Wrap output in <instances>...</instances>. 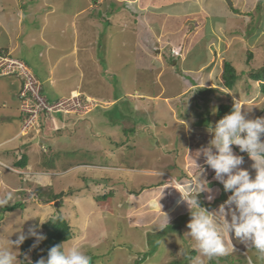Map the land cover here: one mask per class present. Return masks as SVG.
<instances>
[{
    "label": "rangeland",
    "instance_id": "rangeland-1",
    "mask_svg": "<svg viewBox=\"0 0 264 264\" xmlns=\"http://www.w3.org/2000/svg\"><path fill=\"white\" fill-rule=\"evenodd\" d=\"M59 1L62 7L63 0ZM20 2L21 0L18 2L13 0L12 5L16 6L18 3L22 7L31 3L26 1L28 4L25 5ZM36 2L37 0H34V3ZM185 3L189 6L194 2ZM238 3L242 12L232 17L234 23L231 21L232 18L230 20L227 15L220 13L218 18L213 17V21L231 24L237 28L238 34L231 33L233 36L230 34L223 44L221 43V49L224 45L233 49L230 56L234 57L232 64L238 71H242L247 67L244 62L247 59V50L254 54L253 59L258 57V50L264 52V0L261 13L249 16L245 11L253 12L256 1L250 3L247 0H240ZM14 6L12 8L16 13L23 11L18 10L20 8L18 5ZM98 6L89 12L98 15L96 21L93 18L92 25L87 24L86 28L80 29L86 32L77 39L88 42V51H91L96 60L97 68L87 70L92 71L90 77H85L87 76L85 74L80 77L76 70L70 75L62 73L67 71V66L63 64L60 67L56 65V71L52 73L54 75L49 74V59L44 53L46 42L51 43L57 38L58 42H64L70 49L73 40L77 43L70 32L71 27L68 28L69 32L65 28L64 32L59 34L52 32L26 34L25 53H28L31 70L45 85V97L48 99L52 93H58L61 89L59 96L67 95L50 101L66 98L70 93L66 90L72 85L86 94L93 95L94 98L85 97L91 103L89 108L94 107L93 104L95 107L90 113L84 114L86 108H75L69 101H65L68 108L77 111L71 114L60 112L42 115L40 118L44 127L43 133L37 135L30 129L25 136H21L23 139L14 140L13 143L3 146L9 154L1 157L6 164L15 166L17 158H25L29 163L28 167L19 168L23 174L14 173L0 165V196L12 192L17 204L14 207L15 203H10L0 208V248H7L16 254L17 264H22L23 260L26 264H37L41 258L46 259L43 255L38 257V261L32 258L36 247L43 246V241L33 248L31 245L34 237L28 238L30 245L23 252L21 245L19 249H13L11 240L16 239V232L19 230L26 232L28 227L37 224L38 220L61 215L72 227V237L64 242L65 246L73 244L82 246L91 257V264H197L198 258L202 259L204 264H258L255 257L251 256L250 245H245L234 237L232 244L235 248L231 250L230 245L229 254L225 255L228 256L226 258L228 261L222 259V256L211 260L199 257L194 241L186 233L187 222L190 220L189 212L169 222L175 218V215L171 216L167 225L169 210L156 208L161 216L156 217V221L160 219L157 223L152 218L153 206L147 204L149 209H144L146 206L140 205L146 195H151L154 190L163 187H154L160 178H166L162 174L159 175V168L165 171L172 169L174 173L177 169L178 175L184 176L186 173L182 164L186 163L184 152L188 144L191 143L190 147L193 148L208 145L205 141L209 142L212 138L209 128H202L201 130L206 131L208 135L197 137L198 144H192L194 140L190 134L197 135L198 132L195 128L191 133L196 120L206 119V124L213 127L216 123L217 104L223 102L241 104L246 109H251L246 113L248 118L264 117V94L254 81L241 76L231 89H227L221 79L218 85L211 78L207 86H196L183 98L176 97L175 92L179 91L184 80L191 81L193 85L199 80L187 74L182 69L183 66H173L169 58L170 53L165 49H157L156 54L154 50L151 51V64L155 69H145L143 66V71H136L134 68L136 57L133 58L130 50L133 44L136 45L137 34L133 38L126 28V24L129 23L139 24V21L136 24L135 17L129 16L133 9L126 11L117 0L104 1L103 5ZM58 9H61L60 6ZM58 15H62L61 10ZM110 15L107 23L104 18ZM214 15L217 16V13ZM222 16L227 20L225 21ZM47 17L51 19L52 15L49 14ZM32 19L37 20L36 17ZM172 20L173 24L169 20L166 23L170 39L179 44L184 36V43L193 44L192 55L188 60L192 63L203 60L206 56L203 41L205 34L207 38L210 37L208 30L211 23H206L192 35L186 34V30H193L197 21L191 23L185 18L182 22L178 18ZM182 23L188 24L187 27H182ZM75 34L80 35L81 32ZM48 37L53 39H47ZM195 39L200 40V43ZM210 47L213 49L214 45ZM237 49L238 54H234ZM57 57L58 51L50 57L51 61L54 62ZM69 60L70 58L62 61L69 64ZM215 60L222 65V58ZM138 62L143 64L140 60ZM259 63L260 60H257L255 66ZM84 67L85 65L79 67L82 74ZM210 67L211 65H206L203 68V62L196 67L193 66L200 79ZM210 71L213 69L210 68ZM48 74L54 80V86L50 87ZM207 88H213L214 92L207 94ZM225 96H229L230 100ZM73 99L77 100L75 97ZM181 99H184L183 102H180ZM16 104L18 106L17 102ZM51 118L60 124L58 125L61 127L60 134L53 133ZM62 120L66 129L62 126ZM3 121L0 112V122ZM235 148L240 152L238 147ZM166 157L168 158L165 159ZM161 164L164 166L169 164L171 168L162 167ZM136 166L149 170L147 173L144 170L140 171L141 174L129 170L128 176L119 170L124 167L132 169ZM54 195L58 197L50 202H44L47 197L53 199ZM167 198L168 196H165L164 200L168 202ZM200 203L206 209H210V205ZM27 218L29 219L23 222ZM48 222L50 220L37 230L45 235ZM237 246L241 248L237 249ZM193 251L195 255L192 257L190 255Z\"/></svg>",
    "mask_w": 264,
    "mask_h": 264
},
{
    "label": "crops",
    "instance_id": "crops-1",
    "mask_svg": "<svg viewBox=\"0 0 264 264\" xmlns=\"http://www.w3.org/2000/svg\"><path fill=\"white\" fill-rule=\"evenodd\" d=\"M14 1L18 2L20 0H17V1L14 0ZM26 1H31V3L28 4ZM53 1L54 0H37V2L34 3V0H21L20 4H25V5L28 4V5L27 6L23 5L21 7L17 3L16 6L18 5L20 7L18 10L22 9L23 11H18L16 13L15 10L12 8L14 6L12 5L13 0H0V25H1L0 53L8 54L9 56L21 59L31 68L32 66L30 65L28 61V53H25L26 44L24 42L26 40L25 38L26 34L32 33V32H39V33L52 32V33L59 34V33H63L65 28L69 32L70 30H68V28L71 27L70 32L73 34V38L77 40L79 39L80 36L82 35L84 36L86 32V31L85 32L80 31V29L82 30L86 28L87 24L92 25L93 18L95 19L94 21H96L98 17V15L91 14L89 12L99 7L98 6L99 4L103 5V2L108 1V0H101V1L100 0L99 1L97 0H63L64 4L62 7L60 5L59 0L58 2L57 1L53 2ZM117 1L121 2V4L124 6L126 11L128 12L132 8L133 11L132 12L130 11L129 16L135 17V20L137 21L136 24L139 21V24L137 25H131L130 23L128 25L126 24V28L128 29V31H130L129 33L132 35L133 38L136 37L135 34H137V37L135 40L136 45L133 44L132 45L133 47L130 50L133 58L135 59L136 57L135 65H134V68L136 69V71L138 70H139L138 72L143 71L144 70L143 66L145 67V69L154 68V66H152L151 64V60H152L150 58L152 55L151 51L154 50L156 54V52H158L157 49H161V50L165 49L169 51L170 53L169 58H170V61H172L171 64L173 66H176V65L183 66L182 69L186 71L187 74L191 75L193 79L199 80V81L194 80L196 82L195 85H193L191 81L189 80H184L183 84L179 88V91L175 92L176 97L179 96L183 98L188 93H190L192 89L196 88V86H207L209 82L211 81L210 80L211 78L216 83V81L221 79L220 76H221V71H222L224 60L225 59H227L228 61L233 60L234 62V57L233 58L230 57L232 56L231 51L233 49L229 48V46L225 47V45H224V48L221 49V43L225 41V39H227L231 33L234 32L233 34L235 33L238 34L237 28L232 27L231 24L228 25V24H225L224 22L219 23L217 21H213V17L218 18L219 17L218 13H220L221 15L222 14L227 15V18L231 20L232 17L242 12L241 6H239V3H238L240 0H231L232 5L228 4L227 0H206L205 2H202L203 0H117ZM247 1L251 3L253 0H247ZM185 2H194V3L189 4V6H186ZM58 6H60L61 9H58ZM230 7H233L234 9H236V11H233ZM60 10L62 11V15H58ZM215 13H217V16L214 15ZM49 14L52 15L51 19L47 17V15ZM34 17H36L37 20H33L32 18ZM110 17L111 15L109 17L104 18L105 21H107V23H109ZM65 18H67V20ZM172 18L181 19V22L183 18H185L191 23L197 21L196 27L193 30H190V29L186 30V34L191 33L192 35L195 34L206 23H211V25L209 26V30H208V34L210 37L207 38L205 34V40L203 41V44H204L203 47H204L205 54H206L203 60L195 62V63H192V61L188 60V57L192 55L193 44H190V42L184 43V40H185L184 36H182V41L179 44L174 43L173 40L170 39L168 35L169 31L167 32L168 28H167L166 23L169 20L173 24ZM210 19L212 21H210ZM186 20L184 21L185 23H186ZM226 20L227 19H225V21ZM231 21H233L234 23L233 18ZM183 23H182V27L184 26L187 27L188 24L184 25L185 23L184 24ZM25 24L27 25L23 27ZM76 32H81V34L76 35L75 34ZM211 32H212V35H211ZM139 33H141V35ZM50 38L52 37H48L47 39H50ZM53 38H55V36ZM197 41L199 42L200 40H197ZM210 45L212 46L214 45L213 49L212 47H210ZM46 46L47 47L44 53L49 59L48 60L49 61L48 71L50 75H54L52 73H55L56 67H57L56 65L60 67L61 64L67 66V71L62 72V73H67L68 75H70L73 71L76 70L77 75L80 74V77L84 76V74L87 75L85 77H90V74L92 71H87V70H90V68L92 67L97 68V63L94 58V55L91 53V51H88L89 45H88V42L86 41L83 42V41L77 40V43H76V41L74 42L73 40L72 47L68 49L67 48L68 46L64 42L63 43L58 42L57 38H55L53 39L51 43L50 41H47ZM121 50H126V49H121ZM171 50L174 51V53H172ZM176 50H178V52ZM56 51H58V57L53 62L51 61L50 57ZM238 52H239V49H237V52L235 51L233 53L238 54ZM186 55H188L187 58H185ZM68 58H70L69 64H66L67 62H63V61H66ZM154 58L156 57L154 56ZM215 58L216 59L222 58V65L219 64L220 62L216 61ZM156 59H158V57ZM138 60L142 61L143 64L139 63ZM200 62H203V68L206 65H211L210 68L213 69V71H210V68L206 70V72L203 73V77L201 79L197 77L198 73L195 72L193 68V66L196 67L197 65H199ZM84 65L85 67L83 69V74H82L80 72L79 67L84 66ZM32 72L36 76V78H38L35 72L34 71ZM49 74L47 78L49 79V83L51 87L55 85V82L53 79H51ZM13 76L14 75H1L0 76V112L4 120L3 122H0V163L2 164H6V162L2 161L1 157L9 155L3 146L13 143L14 140L23 139L21 137L22 132H20L23 112L20 109V102L17 97L18 92L20 90V81L18 80L16 76L14 77ZM38 80L40 81L41 79L38 78ZM40 83L42 84V93L44 95L46 94L45 85H43L42 81H40ZM78 86L80 85L78 84ZM208 89L209 88H207V91H206L207 94L208 92H214V91H211L210 89L209 91ZM66 91H70V93L73 92L74 94L80 93L83 97L86 96V97L94 98L93 95L86 94L84 93V91L80 89H76L72 85L69 86V88ZM60 92H61V89H60ZM60 92L52 93V95L47 100L50 101L51 99L52 100L56 98L58 99L60 97L67 95L65 94V95L59 96ZM183 100L184 99H181L180 102H183ZM16 102L18 103V106ZM94 107H95V104H94ZM94 107L91 109V111L94 109ZM12 118H14V120ZM95 120H98V119L95 118ZM57 124L60 125L59 123ZM62 126L64 129L67 128L63 120H62ZM202 128L210 129L212 127H210L209 124L204 125V126L193 125L191 129V133L193 129L197 130L198 132H197V135L190 134L191 139L194 140V143L192 144H195V145L198 144L197 140L199 138L197 139V137H200L202 135H208L206 131L201 130ZM205 138L207 139V137ZM205 143H209V142L205 141ZM190 144L191 143L188 144L186 152H184L186 163L182 164L183 171L186 174L184 176H179L177 169L174 173L172 169L171 171H165L164 169L159 168V172H158L159 175L162 174L166 178L165 179L160 178L159 181L156 182L157 184L154 187H157V188L160 186H163V187L162 188L160 187L159 190H154L151 193V195H146L142 203L140 202L142 204L140 206H146L144 207V209L149 207L147 204H149L150 206H153V209L151 212L153 214L152 218H154L155 222L157 223L160 221V219H157L156 221V217H161L160 214L156 210L157 207L163 208L166 211L169 210L168 219H170L171 216L175 215V218L173 220H169V222L174 221L176 218L178 219L180 217L187 215V212H189L187 205L185 203H178V201L181 198V194L179 191H181L182 194H184L188 191L187 186L189 184L198 186V184L202 182L197 179L199 175L198 174L199 170L195 167L194 160L189 156L193 154L198 148H196V146H194L195 148L190 147ZM235 147L237 146H233L234 153L239 154L244 157V163L243 165H241V167L248 169L250 171V174L254 175V169L251 168V164L253 163L251 159L247 155H245V153L238 152V150L236 151L237 148ZM2 153H5V154L2 155ZM167 158L168 157H166L165 159ZM18 159L20 158H17V160ZM203 159H204L203 156H201L199 160L197 161V163L202 165L205 169L204 172L201 174L200 178L206 179L207 181L210 182L209 187L213 189V194L215 196V199L211 202L207 201L205 199V196L207 195L206 193H201L199 198H200V202L206 205H210L209 211H215L219 208L221 204L224 203V201L227 200L228 196L231 193L226 192L223 188V185L214 179L213 170H211L210 168H205L206 165L203 164ZM28 163L29 162L27 161V164ZM167 166L170 167L169 164ZM167 166H164V164L162 165V167L168 168ZM26 167H28V165H26ZM99 167H104V166L99 165ZM119 170L123 174H125V176H128L129 170H135L136 173L137 172L139 173L140 171L144 170L147 173L149 169L136 166V167H132V169H129V167H124V168H120ZM141 173L142 172H140V174ZM162 180L163 182H161ZM161 189H163L162 195H161ZM139 193L140 191L138 192V194ZM165 196H168L167 198L169 199L168 202L164 200ZM249 247H250V250H252L251 256L255 257L256 262L258 264H264V254L259 253L251 245ZM238 248H241V247L237 246V249ZM222 257H225V255H222Z\"/></svg>",
    "mask_w": 264,
    "mask_h": 264
},
{
    "label": "clouds",
    "instance_id": "clouds-1",
    "mask_svg": "<svg viewBox=\"0 0 264 264\" xmlns=\"http://www.w3.org/2000/svg\"><path fill=\"white\" fill-rule=\"evenodd\" d=\"M258 83L256 82V86ZM71 94H73L72 97H79L88 107L91 104L89 99L80 93L74 94L72 92L67 97H70ZM92 108H88L84 114L90 112ZM250 111L251 109H246L244 105L234 103L231 111L225 113L209 129L212 138L208 145L198 148L189 155L199 170L197 179L202 182L198 186L189 184L187 186L188 191L184 194L179 191L181 198L178 203H185L189 210L190 220L187 222L188 231L186 233L194 241L195 250L199 257L211 260L214 257L229 254L230 245L231 250H234L233 237L264 254V138H262L264 137V117L248 118L246 113ZM22 117L20 132H22L21 136H25L30 129H23L24 114ZM51 120L53 121V132L58 134L61 127L58 126L54 118ZM31 129L39 135L43 133L44 127L40 122ZM233 146H237L241 153H246L251 159L254 175L250 174L248 169L241 167L244 163V157L234 153ZM201 156L204 158L203 164L213 170L214 179L223 185L226 192L231 193L215 211H209L200 203L201 193L207 194L205 199L209 202L215 199L213 189L209 187L210 182L200 178L205 170L202 165L197 163ZM0 165L14 173L23 174V171L19 169L22 167L17 165L11 166L2 163ZM162 193L163 189H161V195ZM10 203H15L12 192L0 196V208ZM56 218L49 216L42 221L37 219V224L30 225L26 232L19 230L16 232V239L11 240V247L19 249V246L30 237H34L31 247H36L46 238L37 229L46 221ZM166 223L168 225V217ZM225 234L227 239H225ZM17 259V255L12 251L7 248H0V264H17ZM37 264H91V257L82 246L73 244L66 247L62 242L52 246L48 250L47 258H41ZM197 264H204V261L198 258Z\"/></svg>",
    "mask_w": 264,
    "mask_h": 264
},
{
    "label": "trees",
    "instance_id": "trees-1",
    "mask_svg": "<svg viewBox=\"0 0 264 264\" xmlns=\"http://www.w3.org/2000/svg\"><path fill=\"white\" fill-rule=\"evenodd\" d=\"M263 0H256V6L254 8L253 12L245 11V14H253V13H261L262 11V5ZM233 11H236L233 7H230ZM257 15V14H256ZM249 26V25H248ZM247 59L245 60V63L247 67L243 69L242 71H238V69L232 64L233 60L228 61L227 59L224 60L222 71H221V81L223 82V85L227 89H231L239 77L245 76L247 80H252L258 83V89L261 93L264 94V52L262 50H258L257 55L258 57L254 58V54L250 51H246ZM257 60H260L259 65L255 66V63ZM218 85H220V81H216ZM257 85V84H256ZM211 91H214L213 88H209ZM208 89V90H209ZM210 91V90H209ZM226 95H229L226 93ZM226 99H229V96H225ZM230 100V99H229ZM228 100V101H229ZM232 102H223L220 104H217V114H216V121H218L225 113H228L232 109ZM206 108V107H205ZM201 114V113H200ZM198 115V114H197ZM195 125H208L206 124V119H198L195 122ZM18 167H26L27 161H25V158H20L19 160H16L15 162ZM58 196L54 195L53 199H50L47 197V199L44 202H50L54 199H56ZM13 206H17V204H13ZM10 207V206H9ZM11 208V207H10ZM57 218L55 220H50V222L47 224V231L45 233V239L43 240V246H37L35 249L34 254L32 255V258L34 261H38V257L40 255H43L47 258L48 250L57 244H60L62 242L68 241L72 237V227L66 223V220L61 216H56ZM30 245V240H25L23 244H21V251L25 252L27 248ZM41 248V251H40ZM195 252L193 251L190 256H194ZM227 257H222V259H226ZM22 264H26L23 260Z\"/></svg>",
    "mask_w": 264,
    "mask_h": 264
},
{
    "label": "built area",
    "instance_id": "built-area-1",
    "mask_svg": "<svg viewBox=\"0 0 264 264\" xmlns=\"http://www.w3.org/2000/svg\"><path fill=\"white\" fill-rule=\"evenodd\" d=\"M10 74L18 77L21 82L18 100L20 109L24 114L23 129L25 130L40 124L42 115L47 116L58 112L74 113L77 111L68 108L65 101H69L75 108H86V111L89 108L79 97H75L77 100L70 96L55 102L47 101V98L41 92V83L28 66L22 60L0 54V75Z\"/></svg>",
    "mask_w": 264,
    "mask_h": 264
},
{
    "label": "water",
    "instance_id": "water-1",
    "mask_svg": "<svg viewBox=\"0 0 264 264\" xmlns=\"http://www.w3.org/2000/svg\"><path fill=\"white\" fill-rule=\"evenodd\" d=\"M227 3H228V4H232L231 0H227Z\"/></svg>",
    "mask_w": 264,
    "mask_h": 264
}]
</instances>
